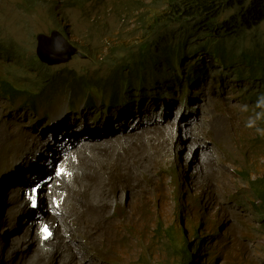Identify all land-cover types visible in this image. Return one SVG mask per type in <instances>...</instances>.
Returning a JSON list of instances; mask_svg holds the SVG:
<instances>
[{
    "label": "clouds",
    "instance_id": "9594fccd",
    "mask_svg": "<svg viewBox=\"0 0 264 264\" xmlns=\"http://www.w3.org/2000/svg\"><path fill=\"white\" fill-rule=\"evenodd\" d=\"M174 1L21 0L31 11H49L52 25L31 32V49L1 42L11 47L0 49L5 61H17L8 73L0 61V77L15 91L0 88V264H23L19 258L28 250L39 251L38 264H78L83 254L72 260L65 240L72 230L57 216L78 214L70 206L85 195L99 203L107 227L92 216L100 240L89 245L103 243L111 259L121 238H133L129 264H264V74L239 63L225 66L206 51L193 54L208 39L191 33L192 20L163 17ZM148 2L157 15L143 31L135 28L121 49L95 42L124 37L106 23L107 13L141 11ZM244 9L232 4L216 13L219 23L250 20L246 35L229 37L227 47L264 52V41L258 48L253 38L264 37V16H244ZM154 29L163 34L153 36ZM40 34L44 41L61 40L69 58L42 60ZM141 43L151 45V53L140 50ZM53 52L51 61L67 56L57 44ZM203 62L205 75L191 74ZM80 148L84 168L76 170ZM83 175L97 182L93 190L84 187ZM17 194L28 211L8 226ZM23 224L31 225L39 245L24 236ZM90 226L82 220V230ZM167 233L176 234L173 250Z\"/></svg>",
    "mask_w": 264,
    "mask_h": 264
},
{
    "label": "rangeland",
    "instance_id": "374dc122",
    "mask_svg": "<svg viewBox=\"0 0 264 264\" xmlns=\"http://www.w3.org/2000/svg\"><path fill=\"white\" fill-rule=\"evenodd\" d=\"M42 7L44 8V6ZM156 8H157L156 5H152L150 2H148L147 5L142 7L141 11L144 12L137 11L132 8H126L122 10L120 13H107L105 16L106 23L109 24V21H112L111 22L112 26L109 24L111 28H113L118 32L125 31L124 37L117 42H109L101 38H94L95 42L103 43L105 47L112 45V48L121 49L122 42L123 41L128 42L131 39L130 34L132 31H136L134 30L135 28L140 26L139 30L143 31L144 26L147 23L153 21L152 17L157 15L154 14ZM49 15H50L49 11H45V9L44 10L42 9L40 11L29 10V7L26 8L25 4H21V0H0V42L4 44H8L10 41L11 42L13 41L17 46H19L18 51L20 50V47L22 49L24 48L31 49L30 46L31 39H28L31 37V32L33 31L36 34L37 32L42 31L46 28L49 29L50 26L52 25V20L51 17H49ZM261 27L264 29V23L261 24ZM253 38L256 40V46L260 48V43L264 41V37L258 34V36H254ZM1 60L3 61L2 63L5 64V73H8L10 71H15L16 69L15 62L17 61V57H12V59L9 62H6L2 56V52L0 51V61ZM0 70H2L1 66H0ZM223 79H227L228 81H233L232 79L227 78V76L223 77ZM8 115H11V112H9ZM97 206H100L99 203L96 202V199H93L91 195L84 196L81 198L78 197V201L74 202L73 205L71 204L70 206V210L72 209L79 210L77 215H79L81 218L80 220L73 214V212H71V214L74 216L70 218V221H75L79 225V228H76L74 230L75 233H78V231H80L84 235H86L85 237H83V242H82L84 249L81 254L83 255L82 258L78 260V264H81L84 261V259H86L85 264H91L90 253L94 257L95 260L94 262L96 264H106L103 263V261L111 259L109 256H105L103 254L104 251L103 243L93 245L92 247H90L89 245L92 241L95 240L98 241L97 238L100 237L99 235L95 234L96 221L92 220V215L97 216L99 223L102 226L104 225L103 216L100 215L99 213H96L97 209L95 208ZM82 220L85 222H90L91 226L86 230H82L83 228L81 222ZM104 228L107 229L105 225ZM69 233H71V231H69ZM109 235H111V233L106 232L105 236H109ZM121 239L124 241L119 242V246H114L113 249H114L115 258L111 259V262L108 264L130 263V257L128 256V254H126V252L127 251L131 252V247L134 245V240L133 238H127V239L121 238ZM125 241L131 244H129L128 247H124ZM88 250L89 252L87 254H84ZM13 264H15V262Z\"/></svg>",
    "mask_w": 264,
    "mask_h": 264
},
{
    "label": "trees",
    "instance_id": "16d2710c",
    "mask_svg": "<svg viewBox=\"0 0 264 264\" xmlns=\"http://www.w3.org/2000/svg\"><path fill=\"white\" fill-rule=\"evenodd\" d=\"M235 4L236 8L244 5L243 15H254V19H259L264 16V0H175L167 15L163 17L185 21L187 24L192 20L191 33L198 37L207 38L206 42L203 41L197 47H195L193 54H200L201 52H208L213 55L219 62L225 66L239 63L245 65L250 69L251 73L254 75L264 74V52L259 51L254 54L249 48H243L241 50H233L227 47L228 38L234 35L239 37L246 35V29L243 27L250 26V20L247 17L242 19L234 18L230 20H225L219 23L216 13H219L221 8L224 6H230ZM211 28H218L222 30L220 38L215 34H209L204 31L210 30ZM153 36H161L162 31L154 29L151 31ZM141 43L137 45L143 52H149L153 50L151 45H143ZM13 46V45H11ZM180 48L178 52L182 53L185 50V41L180 43ZM155 45L154 48H158ZM11 48L10 45L6 46L0 42V49L3 51ZM153 55V54H152ZM208 70L206 63L200 67H193L191 74L205 75ZM241 77V76H240ZM0 88L8 94L13 95L14 89L10 86V82L6 77H0ZM170 237L169 247L173 250V246L177 245V242L173 240L176 238V234L167 233Z\"/></svg>",
    "mask_w": 264,
    "mask_h": 264
},
{
    "label": "bare ground",
    "instance_id": "6f19581e",
    "mask_svg": "<svg viewBox=\"0 0 264 264\" xmlns=\"http://www.w3.org/2000/svg\"><path fill=\"white\" fill-rule=\"evenodd\" d=\"M84 154H85L84 149H81V148H80V149L77 151L76 156H75L74 159H73V164H72L76 170H83L84 166H83V164H82V160H83V158H84ZM65 161H67V159H66ZM65 161H64V162H65ZM87 177H88V175H83L80 181H82V182L84 183V187H85V188H88V189L93 190L94 187L97 185V182H90V181L87 180ZM1 187H3V186H0V189H1ZM61 187H62L63 189H66V188L68 187L67 182H66V180H65L64 178L61 180ZM85 196H86V195H85ZM95 197H97V196L95 195ZM79 198H81V197H79ZM88 198H89V197H88ZM84 200H85V199H84ZM85 201H86V200H85ZM66 202H67V198H65V199H64V202L59 206V209H60V210H61L62 205H63V204L65 205ZM22 203H23V201L20 200V198L18 197V194H17V195H16V198H15V200H14V203H13V205H12L13 213L10 214V215H7V217H6V224H7L8 226H13V225L15 224V221H14L15 217H19L20 215H22V214H23V211H28V208H25V207L22 205ZM87 203H88V202H87ZM83 204H84V203H83ZM92 204H93V203H92ZM96 204H97V203H96ZM91 206H92V205H91ZM95 206H96V205H95ZM95 206H94V207H95ZM91 208H92V207H91ZM95 209H96V208H95ZM95 211H96V210H95ZM90 213H91V212H90ZM96 213H98V212H96ZM73 214H74L77 218H79V219L81 220V218H80L79 215H77L75 212H73ZM91 214H92V213H91ZM65 215L67 216V218H65ZM74 215H72L71 212L68 213V214H64V212H62L61 215L57 216V221H58L59 223L62 222V223H64V224H67V226L70 227L71 230H72V233H73L72 239H71V240H68V239L65 238V240H67V242L69 243V246H70L71 249H72V253H71V254H72V260L74 259L75 252H78L79 254H81L82 251H83V249H84V246L82 245L83 237L81 238V237L79 236V235H80V231H78V233H75V231H74L76 228H79V225H78L75 221H70V218L73 217ZM92 216H93V215H92ZM94 216H95V215H94ZM90 217H91V216H90ZM68 219H69V220H68ZM85 220H86V219H85ZM81 222H82V221H81ZM64 224H63V225H64ZM25 228L27 229V231L25 232L24 236L31 237L33 240H35V242L37 243V245H39L40 243H39V241H38L37 233L32 234V232H33L34 230L32 229L31 225H30V224H23V225H21V227H20L21 230H22V229H25ZM57 232H58V234H60V232H59L58 230H57ZM19 239H20V241H21L22 243H26L24 237H19ZM97 240H100V237H98ZM72 241H78V243L75 244V245H72V244H71ZM95 241H96V240H95ZM95 241H92L90 244H94ZM13 243L15 244L16 241H14ZM11 245H12V244H11ZM8 251H10V246H6L5 248H3V252H6V253H7ZM28 251H29V250H28ZM28 251H24V252L22 253L21 257L19 258V261L22 262L23 264H38L36 255L39 254V251H37L36 253H33V254H29ZM41 252L44 253V249H41ZM61 256H62V255H61ZM31 259H33V260L30 262L29 260H31ZM72 260H71V261H72Z\"/></svg>",
    "mask_w": 264,
    "mask_h": 264
},
{
    "label": "water",
    "instance_id": "95a60500",
    "mask_svg": "<svg viewBox=\"0 0 264 264\" xmlns=\"http://www.w3.org/2000/svg\"><path fill=\"white\" fill-rule=\"evenodd\" d=\"M38 40H39V43H38L37 53L42 60H44L46 62L54 63V62H59V61L66 60L69 58V56H70L69 47H67L64 43H62L61 40H57L56 41L57 45L67 49V56L62 57L61 59H59L57 61H51L53 56L55 55V53L53 51H54L56 44L53 42H49L48 40L44 41V35H42V34H40L38 36Z\"/></svg>",
    "mask_w": 264,
    "mask_h": 264
},
{
    "label": "snow or ice",
    "instance_id": "6c2138e0",
    "mask_svg": "<svg viewBox=\"0 0 264 264\" xmlns=\"http://www.w3.org/2000/svg\"><path fill=\"white\" fill-rule=\"evenodd\" d=\"M45 231L47 232V229H45Z\"/></svg>",
    "mask_w": 264,
    "mask_h": 264
}]
</instances>
